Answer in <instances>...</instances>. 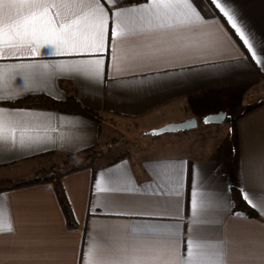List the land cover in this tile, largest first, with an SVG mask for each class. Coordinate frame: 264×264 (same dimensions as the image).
<instances>
[{
  "label": "crops",
  "instance_id": "0c3cea01",
  "mask_svg": "<svg viewBox=\"0 0 264 264\" xmlns=\"http://www.w3.org/2000/svg\"><path fill=\"white\" fill-rule=\"evenodd\" d=\"M126 2L121 0L122 4ZM239 6L248 29L257 39L264 40V0H239ZM205 9L202 14L208 19L206 13L211 10L207 5ZM218 25L223 26V33L217 31ZM160 36V33L137 31L121 43L120 54L125 58L147 51L149 46L156 50L153 54L161 56L134 74L118 76L117 79L123 81L122 86L109 87L113 63L110 52L104 54V85L94 84L82 76L52 73L43 68L32 73L27 83L23 76L14 74L9 84L15 92H21L25 87L30 89L16 100L33 94H44L57 100L74 95L82 104L101 112L102 118L98 123L80 114L0 103V107L24 109L28 115H17L12 119L20 121V127L26 128V137L40 140L34 148L12 147L10 143L0 141V171L15 169L28 162L46 161L52 155L70 156L92 146L104 150V141L114 142L112 130H109L113 120L125 127L133 123L146 131L159 126L160 121L172 122L168 119L171 114L178 117L175 121H182L223 110L227 118L220 123L203 122L186 132H171L168 142L144 143L136 155L128 151L127 156L110 162V158L126 152L120 151L108 159L87 160L92 165L63 174L62 187L76 220L73 228L67 226L51 184L36 183L0 190V208L5 212L3 225L7 227L9 218L13 225L11 232L0 231V264H84L82 257L88 250L89 234L99 245L106 231H110L114 247H119L125 242L151 238L133 233L131 229L137 224L149 219L168 223L163 218L94 216L93 205L107 204L118 198L116 194L97 192V179L101 180L100 187L103 188L107 186L103 182L108 177L123 174L132 182L130 186L141 190L155 187L153 181L169 190L174 184L167 179L165 170L184 160L203 168L205 198L218 194L232 201L231 192L225 191V185L237 189L242 186L243 157L248 181L246 190L260 187L256 178L264 168V97L246 100L257 85H261L260 94H263L264 71L250 60L243 62L241 57L246 58L248 54L224 19H218L211 27L176 26L168 29L162 40ZM39 52L37 57L0 59V66H3L0 72L15 73L17 70L8 65L21 60L53 63L88 58L59 55L55 51L49 54L47 47H41ZM133 75L137 80L144 77L154 80L158 86L140 93L129 92L126 86L133 81ZM238 103L243 104L235 109ZM176 112L181 113L177 115ZM102 124L108 128L103 133ZM20 135L18 130L17 141ZM105 151L110 154L111 149ZM78 157V162L85 161V156ZM168 175L174 177V173ZM7 179L0 175V181ZM190 200L191 180L185 169L180 196L185 216L191 214ZM209 217L222 220L223 230L214 224L202 229L199 235L207 240H215L221 235L227 239L225 264H264V218L258 214L249 216L242 211L234 212L233 208L212 211ZM184 230L187 232V226ZM183 251L186 255V249Z\"/></svg>",
  "mask_w": 264,
  "mask_h": 264
},
{
  "label": "snow or ice",
  "instance_id": "6c2138e0",
  "mask_svg": "<svg viewBox=\"0 0 264 264\" xmlns=\"http://www.w3.org/2000/svg\"><path fill=\"white\" fill-rule=\"evenodd\" d=\"M205 5L211 10L206 13L208 19L202 14L206 12ZM218 19H224L242 42L241 47L248 54L246 58L241 57L243 62L250 60L264 71V40L257 39L248 29L239 0H146L145 3L127 0L124 4L121 0H0V59L37 57L41 47H47L49 54L55 51L59 55L88 57L53 63L21 60L8 65L17 71L0 72V103H10L30 90L25 87L21 92H15L9 84L14 74L23 76L27 83L32 73L40 68L52 73L82 76L94 84L104 85L103 61L106 52L111 53L113 62L109 73L112 84L109 87L122 86L123 81L117 79L122 73L134 74L137 69L161 58L153 54L156 50L150 46L147 51L122 57L121 43L131 34L137 31L155 32L161 34L162 40L168 29L176 26L211 27ZM217 31L223 33V26L218 25ZM133 81L126 86V90L132 93L158 86L156 81L147 77L137 80L133 75ZM17 115L26 116L28 113L24 109L0 107V141L10 143L12 147H36L40 143L39 138L25 136L26 128L20 127V121L12 119ZM224 118H227L226 114L214 113L203 119L208 123ZM18 130L21 133L19 141L16 136ZM185 169L191 180V214L188 216L182 214L180 203ZM168 173H174V177ZM165 175L174 184L169 190L156 181H153L155 187L141 190L140 187L130 186L132 182L123 174L108 177L103 182L107 186L103 188L100 187L101 180H96L97 192L116 194L118 198L107 204L93 205L91 212L94 216L163 218L168 223L149 219L137 224L131 231L151 238L125 242L119 247H114L110 231H106L99 245L89 234L88 250L82 257L84 264H225L227 239L221 235L215 240H207L199 233L214 224L222 231V220L210 218L209 213L228 211L235 207V203L218 194L204 197V170L195 162L180 160L175 167L166 169ZM241 177L242 186L237 189L239 199L264 218V168L256 178L260 187L246 190L248 181L242 157ZM231 190L230 184L225 185V191ZM114 208L120 210L113 211ZM4 215V210L0 208V231L11 232V219L5 228ZM183 249H186V255Z\"/></svg>",
  "mask_w": 264,
  "mask_h": 264
},
{
  "label": "trees",
  "instance_id": "16d2710c",
  "mask_svg": "<svg viewBox=\"0 0 264 264\" xmlns=\"http://www.w3.org/2000/svg\"><path fill=\"white\" fill-rule=\"evenodd\" d=\"M140 1H144V0H138V2ZM133 2H137V0H133ZM8 104L12 106H18V107H42V108H48V109H52V110H56L60 112L80 114L88 118H91L97 121L98 123L101 121V118H102L101 112L82 104L80 101H78L75 98L74 95H69L67 96V98L63 100H57L48 95L33 94V95L25 96L15 101H12ZM107 154H109L108 151L101 150L97 148L96 146L85 148L83 150L70 154V156L72 157L85 156L84 157L85 161L83 162H76L60 170L55 169V170L47 171L45 172L46 174H43V172H40L38 175L30 179H21V180H17L14 182L12 181L8 182L7 180L2 181V182L0 181V190L2 191V190H7V189L24 187V186L33 185L36 183L51 184L56 192L58 201L65 215L66 224L68 227L73 228L76 226V220L74 218L72 209L70 207L68 199L63 190L62 183H61V177L63 174L92 165L91 163L87 162V160L93 161L97 158H104ZM128 154H129L128 151L122 152L116 157L110 158L109 161L113 162L117 159L127 156ZM231 196H232V201L235 203V207L233 208L234 212L242 211L244 214L249 215V216L257 215V212L255 210H252L250 206H248L245 202L239 199L238 191L236 187L232 186Z\"/></svg>",
  "mask_w": 264,
  "mask_h": 264
},
{
  "label": "rangeland",
  "instance_id": "374dc122",
  "mask_svg": "<svg viewBox=\"0 0 264 264\" xmlns=\"http://www.w3.org/2000/svg\"><path fill=\"white\" fill-rule=\"evenodd\" d=\"M260 87L261 85H257V87L253 88L252 94L246 100L247 102L251 99L254 100L257 97H262V96L264 97V88H263V94L261 95L260 93L262 89H260ZM242 104L243 103L235 104L237 106H235L234 108L237 109L241 107ZM214 111H218V109H215ZM219 112H226V111L221 110ZM179 113L181 112H176L175 114L178 115ZM168 117H169L168 119H172V121H175L174 119L178 118L177 116L173 114H171L170 116L168 115ZM156 119H154L153 124L155 123ZM196 119L199 125L203 124L202 117L197 116ZM111 124H112V129H109V130H112V138L114 139V142H112L113 140L103 142V146H105V148L103 147L104 150L106 149L109 150V148L111 149L110 154H107L104 157L106 159L112 156V154L114 153L117 154L120 151H130L131 154L136 155L139 153L140 148L143 146L142 144L147 143L148 145V144L153 143L154 145L156 143H160L163 141L168 142V138H169L168 136L173 134L171 132H164V133L156 134V135L147 134L146 131L148 130L145 131L142 128L140 129L137 125H134L133 123L125 127L124 125H119L117 122L113 120ZM164 124H166V122L160 121L157 123V125L159 126H155L151 129L159 128L163 126ZM105 130H108V128L106 127L105 124H102V133L105 132ZM186 131L188 130L178 131V132H186ZM79 159H80L79 157L76 158V157L63 156V155H52L50 158L46 159V161L28 162L26 164L24 163L25 165L22 164L15 169L11 167L10 169H7V171L1 170L0 175L8 178L7 179L8 182H11V181L14 182L19 179L21 180L25 178L34 177L38 175L40 172H43V174H46L45 172L47 171H51L55 169L60 170L62 168H65L71 164L78 162ZM2 181H5V180H1V182Z\"/></svg>",
  "mask_w": 264,
  "mask_h": 264
},
{
  "label": "water",
  "instance_id": "95a60500",
  "mask_svg": "<svg viewBox=\"0 0 264 264\" xmlns=\"http://www.w3.org/2000/svg\"><path fill=\"white\" fill-rule=\"evenodd\" d=\"M217 113L226 114L225 112H217ZM211 114H214V113H211ZM207 115H209V114H207ZM207 115H205V116H207ZM190 121H191V123H190ZM222 121H223V119L212 120V121H209L208 123H220ZM203 122H204V119H203ZM197 126H198L197 119H196V117L193 116V117L186 118L182 121L168 122L159 128H154V129L148 130L147 133L156 135V134H161L164 132H178V131L190 130V129H193Z\"/></svg>",
  "mask_w": 264,
  "mask_h": 264
}]
</instances>
